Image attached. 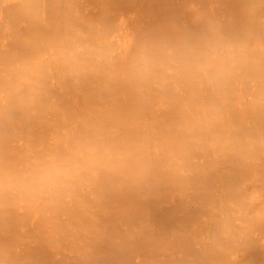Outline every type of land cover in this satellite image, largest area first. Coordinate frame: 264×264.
Listing matches in <instances>:
<instances>
[{"label":"clouds","instance_id":"9594fccd","mask_svg":"<svg viewBox=\"0 0 264 264\" xmlns=\"http://www.w3.org/2000/svg\"><path fill=\"white\" fill-rule=\"evenodd\" d=\"M0 264H264V0H0Z\"/></svg>","mask_w":264,"mask_h":264}]
</instances>
